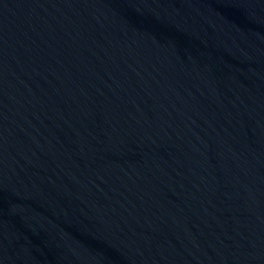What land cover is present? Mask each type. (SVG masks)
<instances>
[{"label": "water", "instance_id": "95a60500", "mask_svg": "<svg viewBox=\"0 0 264 264\" xmlns=\"http://www.w3.org/2000/svg\"><path fill=\"white\" fill-rule=\"evenodd\" d=\"M0 264H264V0H0Z\"/></svg>", "mask_w": 264, "mask_h": 264}]
</instances>
